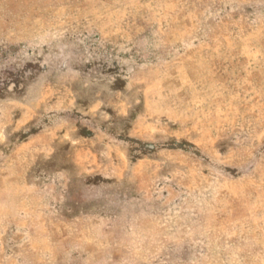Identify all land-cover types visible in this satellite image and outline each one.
<instances>
[{"label": "rangeland", "instance_id": "374dc122", "mask_svg": "<svg viewBox=\"0 0 264 264\" xmlns=\"http://www.w3.org/2000/svg\"><path fill=\"white\" fill-rule=\"evenodd\" d=\"M93 101L113 146L28 184L0 264H264V0H0V108Z\"/></svg>", "mask_w": 264, "mask_h": 264}, {"label": "crops", "instance_id": "0c3cea01", "mask_svg": "<svg viewBox=\"0 0 264 264\" xmlns=\"http://www.w3.org/2000/svg\"><path fill=\"white\" fill-rule=\"evenodd\" d=\"M94 102L95 101L89 105L90 118L88 122L75 121L71 118L64 121L58 119L57 125H54L50 118L46 116L44 107L42 108L40 125L37 124V118H33L31 115L28 116L25 112L18 113L16 106L10 107V112L7 110L9 108L8 105L0 108V228L3 217H11L12 212H14V214L17 213V202L19 200H24L22 196L25 192L24 189H28V184H36L34 180L36 176L38 177V175L41 174L42 177H44L46 170L60 172L68 168L73 169L74 167H77L79 170L81 169L79 163L81 148L78 146L81 144V141L86 143V141L90 140V147L87 150L89 152V157L86 158V160L90 162V169H98L97 154H95V157H92V144L96 145L99 142L105 145L107 149H110L113 143L109 139L97 140V131L99 128L98 119H96V117L99 114L98 112L110 114V111H103L104 109H98L96 107L95 110H92ZM69 104L74 105L71 103ZM76 106L77 103L75 106L67 108L70 116L79 111ZM145 109H147V103ZM118 113L123 119H130L132 114L131 110L126 111L119 109ZM59 115L61 116L60 112ZM104 120L109 121L110 119L105 118ZM82 128L84 130H81ZM147 133L148 132H145L144 135L143 132L139 131L136 136H134V134H132V136L128 132L125 134V138H127L126 140L136 139L139 143L155 149L156 143L151 140L147 141ZM13 134L21 135V139L15 140ZM171 135L172 134L169 133V137H171ZM92 138L95 139L94 142H92ZM176 142V140H173V144L170 142V147H172V145L175 147ZM8 148L10 153H14V156H4V154H2V151L7 152ZM137 160L139 162L137 165L138 182L140 184V175L142 174V169H144V163L142 162L146 160V157L144 154H139ZM39 161L41 163H39ZM91 161H94L93 166L91 165ZM77 174L79 175L80 171ZM73 175L75 174L73 173ZM20 176L24 177L23 180L18 179ZM30 179L33 180L30 181ZM12 201L15 203L13 206ZM4 206L9 209V212L3 216L2 208Z\"/></svg>", "mask_w": 264, "mask_h": 264}]
</instances>
